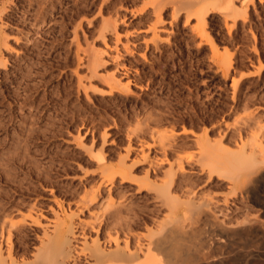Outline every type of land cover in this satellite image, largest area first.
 <instances>
[{
  "label": "rangeland",
  "instance_id": "obj_1",
  "mask_svg": "<svg viewBox=\"0 0 264 264\" xmlns=\"http://www.w3.org/2000/svg\"><path fill=\"white\" fill-rule=\"evenodd\" d=\"M226 1L0 0V219L61 202L83 264L97 239L172 264L177 228L208 239L200 264H264V167L236 185L200 160L264 144V0Z\"/></svg>",
  "mask_w": 264,
  "mask_h": 264
},
{
  "label": "bare ground",
  "instance_id": "obj_2",
  "mask_svg": "<svg viewBox=\"0 0 264 264\" xmlns=\"http://www.w3.org/2000/svg\"><path fill=\"white\" fill-rule=\"evenodd\" d=\"M230 1L231 0H227L225 3L219 6V9L221 10L229 9L231 7ZM186 2L187 1H185V3ZM196 13L199 14V16ZM196 13L195 14L199 18H201V22L204 23L206 12L201 9L199 10V12ZM209 144L204 143L202 144L203 146H201L202 147L201 156H200L201 157L200 160H202L201 165L203 164V166H206L210 174L213 173L216 174L217 176L230 179L236 185L243 184L245 181H246L245 184H247V181H250L251 179H255L253 177L259 174L264 167L263 142L256 143L255 147L252 148L250 151L248 150L246 151L245 148L243 147L237 151H229L227 149H224L223 147L222 148L215 147V145L212 146ZM124 157L126 158V156ZM99 159H102V155L99 157ZM124 163L126 165V162ZM119 171L122 177H125L123 176L124 171L121 170ZM112 178L113 176H111L108 179L106 178V181L109 182L108 190L111 188ZM101 183H104V181H102ZM100 185L98 186V189H100ZM161 194L162 196L165 197V201L168 200L170 202L169 205L171 206V208L175 209L177 207V203L172 200V197L169 195L168 189L166 188L162 189ZM95 197L96 195L92 194L90 200H94ZM57 203H58L57 205L58 209L54 211V215L51 218V220H49L46 223L42 222L43 221L42 218L45 217L43 213L41 211L39 212L37 210H34L33 206L32 209L27 214L22 215L21 217L18 216V218L17 217L14 218V216L9 215L7 217H3L0 219V264H80L81 263V262L78 263L80 253H77L78 251L75 250L76 247L74 246L73 243V240L77 234H76V228L75 226H73V222L70 219H72L74 213L72 212L66 215L61 202H57ZM112 204L115 205L114 201H111V205ZM207 205L208 204H206V206ZM202 206H203L202 204L194 205L193 213H198V211L201 210ZM189 218H190L189 215L185 211L181 217V220H187ZM191 218L193 222L198 221V217L196 218L195 215ZM32 226L34 227L38 226L42 228L41 234H37L39 243L38 245L35 244L37 245L35 248L36 249L34 253L35 255L32 261L30 262L27 261L25 262L23 260L21 261L20 259L18 260L16 256L17 251L14 245V237L22 233L23 234L22 236L24 237V239H26V236L28 232L32 229L31 228ZM26 228H29L30 230L29 231L25 230ZM199 232H200L199 230L191 229L187 233H184L181 228H177L175 229V231L172 232V234L174 233L173 235H175L176 238H174V240H171L170 238L169 243H171V245L166 250V256L170 258L169 260L171 261L172 264L178 263V261H175V257L177 256H181L182 259L184 258L183 263L185 264H198L200 262L199 258H201L202 255L192 254L191 252L192 251L194 252V250L191 251L189 250L190 248L192 249L193 247H190L191 245H187V243H189L195 246L198 243L197 246L199 248L201 243H204L205 240L208 241V239H202L199 235L200 234ZM99 241L97 239V240H93V243L91 242L92 246L89 248V252L87 256L88 259H92V260L91 262L87 261L86 264H164L165 262L163 257L160 254L156 253L152 248H150V246L147 247L143 255H139L138 252L139 249L136 247H135L136 249L134 250L133 249L131 251L129 250L130 252H127L128 249L126 251L125 249H119L118 247L113 250H105L102 247L103 245L102 246L100 245L101 242ZM190 254L192 255L191 257L194 258H190L189 257ZM84 260L85 259L83 258V262ZM202 260H206V259H202ZM203 263L205 264L208 262L204 261Z\"/></svg>",
  "mask_w": 264,
  "mask_h": 264
}]
</instances>
